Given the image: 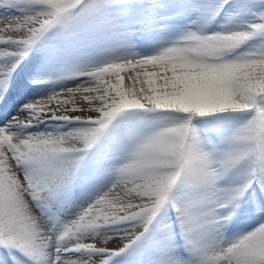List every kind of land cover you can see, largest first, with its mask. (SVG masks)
Returning <instances> with one entry per match:
<instances>
[{
  "label": "snow or ice",
  "instance_id": "snow-or-ice-1",
  "mask_svg": "<svg viewBox=\"0 0 264 264\" xmlns=\"http://www.w3.org/2000/svg\"><path fill=\"white\" fill-rule=\"evenodd\" d=\"M250 213L264 0H0V264H264Z\"/></svg>",
  "mask_w": 264,
  "mask_h": 264
},
{
  "label": "rangeland",
  "instance_id": "rangeland-1",
  "mask_svg": "<svg viewBox=\"0 0 264 264\" xmlns=\"http://www.w3.org/2000/svg\"><path fill=\"white\" fill-rule=\"evenodd\" d=\"M30 68H31L30 64H25L20 68V70L18 69L19 70L18 75L20 76L18 81H21V79L22 80L24 79V76L30 71ZM14 95H15V92H14ZM25 95H27V93H25ZM16 99H20V97H16ZM6 110L7 109H5V111ZM261 218H264V217H261L259 214H254V213H250L248 215H240L235 218L234 230L243 231L248 228H251ZM229 235H231V231L229 232Z\"/></svg>",
  "mask_w": 264,
  "mask_h": 264
},
{
  "label": "bare ground",
  "instance_id": "bare-ground-1",
  "mask_svg": "<svg viewBox=\"0 0 264 264\" xmlns=\"http://www.w3.org/2000/svg\"><path fill=\"white\" fill-rule=\"evenodd\" d=\"M18 77H20V76H18ZM15 79H16V77H15ZM17 81H18V79H16ZM22 80V79H21Z\"/></svg>",
  "mask_w": 264,
  "mask_h": 264
}]
</instances>
